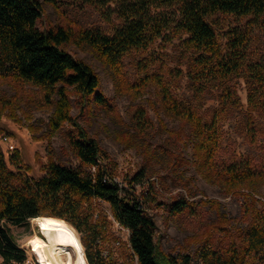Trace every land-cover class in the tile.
<instances>
[{"label":"trees","instance_id":"trees-1","mask_svg":"<svg viewBox=\"0 0 264 264\" xmlns=\"http://www.w3.org/2000/svg\"><path fill=\"white\" fill-rule=\"evenodd\" d=\"M80 1L116 16L118 24L112 33L96 29L80 34L82 42L116 71L134 51H146L159 39L166 43L180 40L186 76L196 99L203 100L213 89L220 92L212 118L206 121L196 106L175 98L158 76L144 82H156L164 111L189 125L187 137L193 156L206 177L229 191L264 181V169L258 168L251 158L223 165L217 161L219 123L241 105L237 81L242 79L246 84L249 109L246 124L253 142L256 127L252 112L264 115V54L254 58L252 51L256 30H264V0ZM41 17L38 0H0V77L13 76L48 89L57 88L60 102L55 124L70 119L66 87H75L94 103L108 107L93 68L62 48L72 39V31L62 27L43 31L37 26ZM231 18L236 23L227 26L223 45L218 28L224 29L226 20ZM135 118L140 133L152 127L144 110L140 109ZM70 143L77 158L89 169L70 168L51 160L46 174L33 180L9 171L0 158L2 264H26L27 259L26 251L15 243L4 223L18 226L32 218L54 216L68 220L80 232L91 233L94 227L86 209L95 200L109 203L115 219L130 231V245L139 264H189L188 258L180 262L159 253L156 222L147 212L145 202L130 188L140 183L143 175L133 177L129 186L122 185L101 164V148L95 139L79 130L71 135ZM170 209L177 215L194 206L179 199ZM248 220L238 239L226 230L225 245L201 252V264H264V210ZM87 247L89 264H107L100 250Z\"/></svg>","mask_w":264,"mask_h":264},{"label":"rangeland","instance_id":"rangeland-1","mask_svg":"<svg viewBox=\"0 0 264 264\" xmlns=\"http://www.w3.org/2000/svg\"><path fill=\"white\" fill-rule=\"evenodd\" d=\"M38 1L42 7L38 28L48 31L62 27L72 31V39L62 48L93 68L109 106H99L77 88L66 87L70 119L55 124L60 102L57 88L48 89L13 76L0 77V158L7 169L33 180L46 174L51 160L70 168L89 169L77 158L70 143L71 135L83 130L97 141L101 164L120 184L129 186L133 177L143 175L142 181L130 188L145 202L147 212L156 222L155 238L162 256L180 262L188 258L189 264H201V252L226 244V230L238 239L248 218L264 210V181L229 191L223 184L206 177L193 156L187 137L189 125L164 111L156 82H144L158 76L175 98L196 106L206 121L212 118L220 92L213 89L203 100L196 99L186 76L180 40L166 43L159 39L146 51H134L116 71L80 37L84 30L112 33L118 24L115 15L80 0ZM230 23L236 22L227 19L225 28H218L223 45ZM252 51L254 58L264 54V30H256ZM236 86L241 105L219 123L217 161L223 165L251 158L258 168L264 169V115L252 112L256 127L253 142L246 124L249 113L246 84L241 79ZM140 109L152 125L143 133L136 128L135 117ZM179 199L188 200L194 209L183 214L172 213L171 204ZM86 212L94 227L91 233L80 232L68 220L54 216L32 218L18 226L4 225L9 227L15 243L26 251L32 264L40 261L31 240L36 238L39 244L47 246L38 222L41 217L71 226L87 264L88 245L102 254L105 252L107 264H139L130 245V231L115 219L109 203L95 200ZM67 251L69 262L74 261L73 247L68 246Z\"/></svg>","mask_w":264,"mask_h":264},{"label":"bare ground","instance_id":"bare-ground-1","mask_svg":"<svg viewBox=\"0 0 264 264\" xmlns=\"http://www.w3.org/2000/svg\"><path fill=\"white\" fill-rule=\"evenodd\" d=\"M38 222L46 237L47 246L39 244L36 238L30 244L41 264H87L78 236L71 226L64 221L45 217L39 218ZM68 246H72L76 254L72 262L68 259Z\"/></svg>","mask_w":264,"mask_h":264},{"label":"built area","instance_id":"built-area-1","mask_svg":"<svg viewBox=\"0 0 264 264\" xmlns=\"http://www.w3.org/2000/svg\"><path fill=\"white\" fill-rule=\"evenodd\" d=\"M105 252H103V254L102 255H104V256H106V254H104ZM26 264H32L31 262H29V260L27 259L26 260V262H25ZM39 264H41L40 262H39Z\"/></svg>","mask_w":264,"mask_h":264}]
</instances>
